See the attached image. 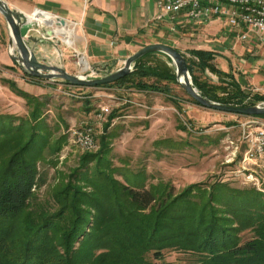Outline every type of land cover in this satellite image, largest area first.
<instances>
[{
    "label": "rangeland",
    "instance_id": "374dc122",
    "mask_svg": "<svg viewBox=\"0 0 264 264\" xmlns=\"http://www.w3.org/2000/svg\"><path fill=\"white\" fill-rule=\"evenodd\" d=\"M220 20L169 30L160 43L175 47L193 65L198 59L191 55V50L210 51L214 56L208 62L222 71L223 76L195 66L193 75L200 83L234 82L250 96L264 95L263 84L251 89L236 80L241 81L237 69L247 55L264 67V40L250 37L241 42L237 28L230 27L225 19ZM56 57L57 63L49 62L62 64L66 69L61 50ZM75 62L73 68L67 67L69 73L104 75L103 71L92 72L84 59L76 58ZM142 63L175 75L174 64L162 53L147 55ZM8 82L24 94L11 88ZM137 82L157 85L143 90L137 87ZM113 83L72 86L61 79L31 77L17 64L0 63V160L8 157L33 131L45 140L37 167L46 181L35 188L33 203L38 208L53 209L54 191L67 182L78 183L84 192H91L88 180L79 179V175L86 173L96 178V161H87L84 166L81 158L104 149L103 156L109 161L103 165L105 173L120 183L140 185L155 192L152 207L142 212L160 206L168 194L171 200L189 190L191 202L182 205L193 203L196 211L205 204L213 206L218 215L227 218L228 225L238 229L235 238L239 244L263 241L259 233L264 231V155L245 157L248 148L245 134L257 129L255 125H264V116L233 114L199 105L176 78L156 80L135 75L128 82ZM25 94L29 96L24 97ZM217 94L226 96L219 89ZM250 120L256 122L247 129ZM82 126L92 128L93 148H80L72 141V129ZM4 142H8L9 149ZM102 202L103 218H115L118 210L107 195ZM173 209L171 216L176 218L180 214L181 218L168 219V226L162 231L165 235L178 225L186 234L190 227L192 233H199L195 231L197 214L183 216L180 206ZM13 230L15 236L22 232L17 223ZM188 238L191 242L195 239ZM176 243L161 250L164 261L199 264L201 255ZM98 252L95 249L94 253ZM146 258L153 261L152 252Z\"/></svg>",
    "mask_w": 264,
    "mask_h": 264
},
{
    "label": "trees",
    "instance_id": "16d2710c",
    "mask_svg": "<svg viewBox=\"0 0 264 264\" xmlns=\"http://www.w3.org/2000/svg\"><path fill=\"white\" fill-rule=\"evenodd\" d=\"M190 52L197 56L198 62L193 65L186 59L187 67L194 85L205 97L234 105L264 101L263 95L254 93L250 96L234 82L220 81V85L200 83L193 75L195 66L201 70L209 68L220 76L223 72L208 62L214 56L210 51L197 49ZM154 53L157 52L140 57L133 71L113 84L128 82L135 75L175 81L173 73L142 63L145 56ZM136 84L143 90L157 85ZM8 85L24 94L11 82ZM217 89L226 96L217 94ZM3 144L10 148L8 142ZM44 145L43 135L33 131L8 157L0 160V264H174L162 259L161 250L176 241L183 249L201 255L199 264H264V231L259 233L263 241L239 244L235 238L238 229L228 225L227 218L218 215L213 206L205 204L196 211L193 203L191 206L182 205L191 202L189 190L171 200L168 194L160 201V206L148 213L142 212L152 207L155 192L140 185L120 183L105 173L103 165L109 161L103 156L104 149L81 158L84 166L87 161H96L97 179L86 173L79 175V179L88 180L93 188L91 192H84L78 183L67 182L54 191L53 209L38 208L33 203L34 190L46 181L37 167ZM105 195L118 210L113 219L103 218ZM177 206L181 207L183 216L197 214L195 231L199 233H192L190 227L191 231L186 234L179 225L168 235L162 232L168 226L169 218H181L180 214L176 218L170 214ZM15 223L22 230L16 236L13 234ZM188 237L195 239L191 242ZM95 249L99 252L94 253ZM150 252L153 261L146 258Z\"/></svg>",
    "mask_w": 264,
    "mask_h": 264
},
{
    "label": "crops",
    "instance_id": "0c3cea01",
    "mask_svg": "<svg viewBox=\"0 0 264 264\" xmlns=\"http://www.w3.org/2000/svg\"><path fill=\"white\" fill-rule=\"evenodd\" d=\"M5 1L37 23L34 35L40 42L32 45L37 56L57 63L56 52L61 50L66 69L75 66L76 58L84 59L88 65H103L114 60L120 63L141 47L163 41L171 26L167 19L155 20L156 0ZM57 18L64 19L66 24L60 26ZM48 30L53 32L51 36L46 34ZM246 30L244 26L238 28L239 37ZM8 43L7 26L0 14V63L13 66L16 63L8 53ZM243 59L237 69L239 74L236 73L241 81L236 80L251 89L264 85L263 65L248 55Z\"/></svg>",
    "mask_w": 264,
    "mask_h": 264
},
{
    "label": "water",
    "instance_id": "95a60500",
    "mask_svg": "<svg viewBox=\"0 0 264 264\" xmlns=\"http://www.w3.org/2000/svg\"><path fill=\"white\" fill-rule=\"evenodd\" d=\"M0 14L5 20L8 34V53L19 66V68L31 77H37L46 80L61 79L72 86L97 87L115 82L133 71L135 62L143 55L150 52H159L168 56L175 66V78L184 91L193 98L199 105L215 109L222 112L241 114L248 116H258L264 114V101H259L251 105H233L223 104L218 101L205 97L193 84L186 60L182 53L175 47L165 43H151L141 47L131 55L122 59L120 63L113 61L103 65H91V71L104 75L93 74H72L69 73L62 64L55 65L40 58L35 53L36 45L40 38L34 35L37 23L22 12L11 8L5 0H0ZM58 24L65 25L62 18L56 19ZM48 30L47 35H52ZM116 67L113 69V66Z\"/></svg>",
    "mask_w": 264,
    "mask_h": 264
},
{
    "label": "built area",
    "instance_id": "2783aa9c",
    "mask_svg": "<svg viewBox=\"0 0 264 264\" xmlns=\"http://www.w3.org/2000/svg\"><path fill=\"white\" fill-rule=\"evenodd\" d=\"M156 21L167 19L170 30H177L186 24H202L212 20L225 19L233 28L246 27L241 39L249 37L264 40V0H156ZM106 111V108H102ZM250 120L247 129L252 126ZM257 129L245 134L248 148L246 158L264 155V125H255ZM72 141L80 148L95 146L92 128L78 127L71 131Z\"/></svg>",
    "mask_w": 264,
    "mask_h": 264
},
{
    "label": "bare ground",
    "instance_id": "6f19581e",
    "mask_svg": "<svg viewBox=\"0 0 264 264\" xmlns=\"http://www.w3.org/2000/svg\"><path fill=\"white\" fill-rule=\"evenodd\" d=\"M83 63V61H81Z\"/></svg>",
    "mask_w": 264,
    "mask_h": 264
}]
</instances>
